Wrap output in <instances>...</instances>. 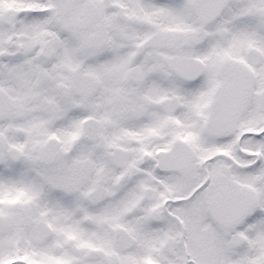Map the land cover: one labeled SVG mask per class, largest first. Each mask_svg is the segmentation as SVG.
Returning <instances> with one entry per match:
<instances>
[{
  "label": "snow or ice",
  "instance_id": "snow-or-ice-1",
  "mask_svg": "<svg viewBox=\"0 0 264 264\" xmlns=\"http://www.w3.org/2000/svg\"><path fill=\"white\" fill-rule=\"evenodd\" d=\"M0 264H264V0H0Z\"/></svg>",
  "mask_w": 264,
  "mask_h": 264
}]
</instances>
